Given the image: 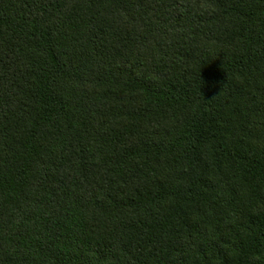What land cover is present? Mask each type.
<instances>
[{"label":"trees","instance_id":"trees-1","mask_svg":"<svg viewBox=\"0 0 264 264\" xmlns=\"http://www.w3.org/2000/svg\"><path fill=\"white\" fill-rule=\"evenodd\" d=\"M0 264H264V0H0Z\"/></svg>","mask_w":264,"mask_h":264},{"label":"clouds","instance_id":"clouds-1","mask_svg":"<svg viewBox=\"0 0 264 264\" xmlns=\"http://www.w3.org/2000/svg\"><path fill=\"white\" fill-rule=\"evenodd\" d=\"M200 8H207V7H210V5H208L207 3H204L202 2L200 5H199Z\"/></svg>","mask_w":264,"mask_h":264}]
</instances>
